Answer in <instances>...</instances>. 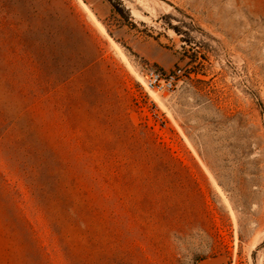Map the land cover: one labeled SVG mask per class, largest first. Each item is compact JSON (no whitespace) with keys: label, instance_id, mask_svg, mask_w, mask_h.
Instances as JSON below:
<instances>
[{"label":"rangeland","instance_id":"obj_1","mask_svg":"<svg viewBox=\"0 0 264 264\" xmlns=\"http://www.w3.org/2000/svg\"><path fill=\"white\" fill-rule=\"evenodd\" d=\"M113 2L0 0V264H264V0Z\"/></svg>","mask_w":264,"mask_h":264},{"label":"built area","instance_id":"obj_2","mask_svg":"<svg viewBox=\"0 0 264 264\" xmlns=\"http://www.w3.org/2000/svg\"><path fill=\"white\" fill-rule=\"evenodd\" d=\"M182 76V70H173L172 72L163 71L160 68L148 67L142 74V80L146 88L157 93H172L178 86ZM160 120V116L156 114ZM158 126L165 127L164 122L158 121Z\"/></svg>","mask_w":264,"mask_h":264},{"label":"trees","instance_id":"obj_3","mask_svg":"<svg viewBox=\"0 0 264 264\" xmlns=\"http://www.w3.org/2000/svg\"><path fill=\"white\" fill-rule=\"evenodd\" d=\"M112 4H113V6L120 12V13H122V14H124V7H122L121 5H117V4H115L114 2H113V0H109Z\"/></svg>","mask_w":264,"mask_h":264},{"label":"bare ground","instance_id":"obj_4","mask_svg":"<svg viewBox=\"0 0 264 264\" xmlns=\"http://www.w3.org/2000/svg\"><path fill=\"white\" fill-rule=\"evenodd\" d=\"M147 89H148V88H147ZM148 90H149V92H150L153 96H155V98H157V99L159 98L158 95H157L154 91H152V90H150V89H148Z\"/></svg>","mask_w":264,"mask_h":264}]
</instances>
